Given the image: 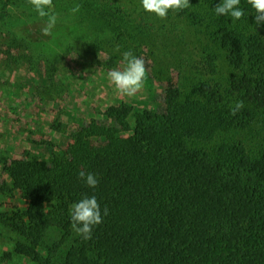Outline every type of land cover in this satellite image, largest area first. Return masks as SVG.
Masks as SVG:
<instances>
[{
    "label": "trees",
    "instance_id": "obj_1",
    "mask_svg": "<svg viewBox=\"0 0 264 264\" xmlns=\"http://www.w3.org/2000/svg\"><path fill=\"white\" fill-rule=\"evenodd\" d=\"M98 1L119 16L101 31L130 47L120 29L136 27L144 38L134 43L171 58L178 78L148 66L145 79L165 83L160 106L139 108L128 124L130 102L110 107L113 126L79 129L49 165L28 158L6 168L22 206L0 214L16 235L13 253L27 264H264V23L248 0L240 20L215 14L221 0H189L164 18L181 29L170 41L141 0ZM237 100L244 107L232 115ZM81 170L97 175L96 188ZM85 195L102 216L109 210L90 240L70 218Z\"/></svg>",
    "mask_w": 264,
    "mask_h": 264
},
{
    "label": "rangeland",
    "instance_id": "obj_2",
    "mask_svg": "<svg viewBox=\"0 0 264 264\" xmlns=\"http://www.w3.org/2000/svg\"><path fill=\"white\" fill-rule=\"evenodd\" d=\"M82 3L91 9L86 12L80 7L73 13V7ZM53 5L57 23L52 35L45 37L40 29L47 17H39L29 0H0V214L8 216L22 207L14 201L6 170L13 161L29 158L49 165V153L64 150V140L74 137L79 129L113 126L115 117L109 115V108L126 101L132 105L124 119L127 124L139 108L160 106L161 86L165 85L159 82L163 80L160 76L154 82L145 79L143 88L132 97L118 93L110 82L108 71L125 66L123 52L132 51L144 59L146 69H164L168 80L176 82L178 78L171 58L159 61L156 50L151 53L141 43H134L140 41L138 37L144 38L136 27L130 32L120 29L130 47L117 44L115 35L107 33L112 31H101L111 21L116 26L119 22L109 17L119 16L98 0H53ZM101 10L108 18L100 15ZM168 20L157 18V24H164L165 37H178L181 29ZM139 21L136 23L142 28ZM116 47L121 53L114 51ZM49 145L53 150L44 149ZM5 220L0 215V264H27L13 253L17 238Z\"/></svg>",
    "mask_w": 264,
    "mask_h": 264
},
{
    "label": "clouds",
    "instance_id": "obj_3",
    "mask_svg": "<svg viewBox=\"0 0 264 264\" xmlns=\"http://www.w3.org/2000/svg\"><path fill=\"white\" fill-rule=\"evenodd\" d=\"M35 11L41 18L47 17L44 26L40 29L42 36H51L56 27L57 15L54 12L53 0H29ZM145 11L154 13L159 18H166L169 10L177 11L191 7L189 0H141ZM248 3L255 9V24L259 26L264 23V0H248ZM240 0H221L213 10L217 16H231L234 20H240L244 15V9L240 6ZM80 5L73 7L72 12H78ZM119 51V48L116 49ZM125 66L123 68L111 69L107 77L114 84L118 93L128 97L135 96L144 86L147 75V69L144 59L137 57L132 51L122 53ZM244 107L241 100H237L230 111L236 115ZM78 177L85 183L96 188L99 179L96 174L81 170ZM108 208H103V216L108 215ZM100 203L95 195H85L78 202L72 204L70 209V218L72 229L84 240L92 239L94 226L103 222Z\"/></svg>",
    "mask_w": 264,
    "mask_h": 264
}]
</instances>
